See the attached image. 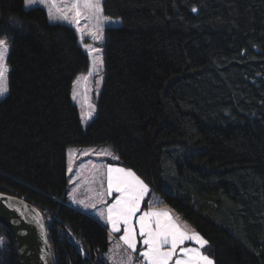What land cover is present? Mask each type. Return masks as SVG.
Listing matches in <instances>:
<instances>
[{
    "label": "trees",
    "instance_id": "16d2710c",
    "mask_svg": "<svg viewBox=\"0 0 264 264\" xmlns=\"http://www.w3.org/2000/svg\"><path fill=\"white\" fill-rule=\"evenodd\" d=\"M102 5L119 25L106 29L98 113L83 129L72 86L90 60L75 29L0 0V193L39 209L55 264H109L107 227L67 200V152L110 146L108 162L137 171L215 264H264V0ZM0 236V264H21L2 225Z\"/></svg>",
    "mask_w": 264,
    "mask_h": 264
},
{
    "label": "snow or ice",
    "instance_id": "6c2138e0",
    "mask_svg": "<svg viewBox=\"0 0 264 264\" xmlns=\"http://www.w3.org/2000/svg\"><path fill=\"white\" fill-rule=\"evenodd\" d=\"M25 10H31L41 6L47 9L49 23L54 25L57 22H66L75 28L79 42L83 44L87 35L93 41H103L106 24L113 23L105 15L102 0H23ZM196 12L195 7L192 8ZM85 21L81 25V21ZM13 23L19 25L20 21L13 18ZM11 38V37H9ZM87 56L91 58L92 69L88 76L82 79L87 81L93 72H98L103 67L101 49L89 44L83 45ZM10 51L6 39H0V97L5 96L9 91L8 68L6 56ZM102 80V78H101ZM97 81V84L101 82ZM73 100L77 99L74 90ZM83 106V105H82ZM88 110L81 112V120H91L96 111L95 105L88 103ZM83 156L90 155L85 151ZM96 155H103L118 160L111 151L96 152ZM91 163V161H89ZM84 168L85 165H80ZM106 167V171L100 170ZM95 171L93 182H99L100 190L95 192L93 199L97 200L102 208L97 209V203H86L83 199H77L75 192L77 188L69 193L74 203L82 205L86 210L92 209L103 219L106 225L110 226L111 233H121L116 244L109 249V260L113 264H215L210 255L205 254L204 249L209 246V240L202 236L195 229L190 228L187 223H181L180 218L165 208H156L151 204L147 210L143 209L146 196L150 193L149 184L132 167H119L108 164L98 166L92 164ZM68 172L73 173V163L70 160ZM79 172L76 176L79 177ZM106 181V188L104 183ZM75 184V180H70ZM107 198H111L108 203ZM39 216V213H37ZM43 227V225H41ZM191 242L194 246H185ZM5 243L4 237L0 236V248ZM138 243L141 249L137 255ZM83 251V249H81ZM51 256V251L46 252ZM47 264V262H46Z\"/></svg>",
    "mask_w": 264,
    "mask_h": 264
},
{
    "label": "rangeland",
    "instance_id": "374dc122",
    "mask_svg": "<svg viewBox=\"0 0 264 264\" xmlns=\"http://www.w3.org/2000/svg\"><path fill=\"white\" fill-rule=\"evenodd\" d=\"M102 0V4H103ZM103 6V5H102ZM41 7V6H38ZM44 8V7H41ZM46 11L47 9L44 8ZM48 13V11H47ZM110 21H112L113 23L110 24H106L105 29H104V37H105V33H106V29L110 28V27H116L117 25H119V21L116 19H112V18H108ZM59 24H67L66 22H57ZM85 23V21H81V25L83 26ZM70 26V25H69ZM72 27V26H71ZM74 28V27H72ZM75 29V28H74ZM7 42V40H6ZM8 43V42H7ZM9 44V43H8ZM84 44H89L92 45L93 47H99L101 49V56L103 58V67L101 69H99L98 72H93V75L90 76L88 78L87 81L83 80V77L88 76V73L90 71H93L92 69V63H91V58H89L90 60V66L89 69L85 72L80 73L76 79L73 82V86H72V94L73 91L75 90L77 93V99L73 100V104L78 108L79 113H80V119H81V112L84 111L86 112L88 110V103H92L93 105H95L96 111L93 114V118L91 120H85L82 121V127L83 129H87L89 127V125L94 121V119L97 117V113H98V101L100 99L102 90H103V86H104V81H105V62H104V45H105V39L101 42V41H93L90 37H88L87 35L84 38L83 44L80 43V46L82 47V49L84 50V52L86 53V50L84 48ZM9 54V53H8ZM8 54L6 56V65L8 68V86H9V74H10V67L8 65L7 62V57ZM87 54V53H86ZM102 78V80H101ZM101 80V82L99 84H97V81ZM8 93L5 94V96L0 97V102L7 97ZM83 105V106H82ZM89 152L90 155L88 156H83L82 153L83 152ZM100 151H111L115 156L116 153L114 152V150L110 147V146H97V147H70L68 149L67 152V156H68V164L70 162V160L73 163V173H69L68 172V179H69V189H68V193H70L73 188H77V191L75 192L76 198L77 199H83L85 200L86 203H97V209H100L103 207V205H101L97 200L93 199V197L95 196V192L100 190V184L99 182H93V175L95 173L96 170H94L92 168V164H96L98 166H106L108 164H110L108 162V160H115L112 159L111 157L108 156H103V155H96V152H100ZM89 161H91V163H89ZM85 165L84 168H81L80 165ZM113 166H118V165H113ZM122 167V166H119ZM100 170L106 171V167L101 168ZM79 172V177L76 176V173ZM70 180H75V184L70 183ZM104 187L106 188V181L104 183ZM70 197V196H69ZM150 197L149 201H148V205L151 204L153 207L156 208H167L169 210H171V213L174 214L175 216H178L180 218V222L183 223H187L190 228L194 229L192 227V225L190 223H188L187 221H185L179 214H177L172 208H170L168 205H166L165 203H163L159 196L156 193H150L148 196H146L145 201L148 200V198ZM106 200L108 203L111 202V198H107ZM70 201L72 204L76 205L82 212L87 213V214H91L93 215L95 218H97L98 220H100V222L107 227L108 231H109V249L110 248H114L116 244H121L122 249H123V245L122 242L119 240L120 235H122L121 233H111L110 232V226L106 225L105 221L103 219H101L96 211L92 210V209H85L82 205L74 203L73 200L70 197ZM144 210H147V207H145V203L142 206ZM185 246H194L191 244V242H189L188 244H186ZM109 249L108 251L104 254V258L108 261L109 264H113V262L111 260H109L108 256H109ZM141 249V245L138 243V248H137V255L138 252ZM206 254V253H205ZM208 255V254H207ZM211 257V256H210ZM212 258V257H211ZM136 264H138V261L136 262Z\"/></svg>",
    "mask_w": 264,
    "mask_h": 264
},
{
    "label": "water",
    "instance_id": "95a60500",
    "mask_svg": "<svg viewBox=\"0 0 264 264\" xmlns=\"http://www.w3.org/2000/svg\"><path fill=\"white\" fill-rule=\"evenodd\" d=\"M0 225L11 233L21 264H55L47 222L36 206L22 198L0 193ZM49 250L50 257L46 255Z\"/></svg>",
    "mask_w": 264,
    "mask_h": 264
},
{
    "label": "crops",
    "instance_id": "0c3cea01",
    "mask_svg": "<svg viewBox=\"0 0 264 264\" xmlns=\"http://www.w3.org/2000/svg\"><path fill=\"white\" fill-rule=\"evenodd\" d=\"M67 200L69 202V204L73 207H75L76 209H79L76 205L72 204L71 201H70V197H69V193H67ZM85 212V211H84Z\"/></svg>",
    "mask_w": 264,
    "mask_h": 264
}]
</instances>
